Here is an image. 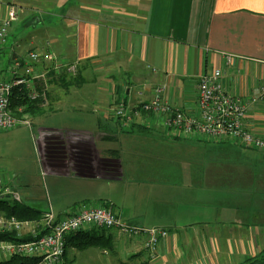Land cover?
I'll return each mask as SVG.
<instances>
[{
  "label": "crops",
  "instance_id": "crops-1",
  "mask_svg": "<svg viewBox=\"0 0 264 264\" xmlns=\"http://www.w3.org/2000/svg\"><path fill=\"white\" fill-rule=\"evenodd\" d=\"M11 7L19 17L0 45V81L11 78L15 59L46 42L44 52L57 61L35 66L47 67L37 84L41 109L24 115L33 172L3 169L22 200L13 203L32 208L25 202L34 196V173L51 202L34 221L94 203L126 225L168 232L152 253L147 235L107 229L99 264H264V149L172 134L212 146V161L184 168L174 185L170 165L134 164L132 150L120 145L121 133L136 135L155 121L144 116L126 130L115 112L149 101L166 84L167 100L194 116L200 78L221 70L230 92L248 103L246 129L264 140V100L256 91L264 85V0H0V23ZM223 54L237 60L228 64ZM71 64H78L76 75ZM40 117L52 123L31 121ZM94 229L67 237L64 264H93L92 255L80 258L86 247L78 245Z\"/></svg>",
  "mask_w": 264,
  "mask_h": 264
},
{
  "label": "built area",
  "instance_id": "built-area-1",
  "mask_svg": "<svg viewBox=\"0 0 264 264\" xmlns=\"http://www.w3.org/2000/svg\"><path fill=\"white\" fill-rule=\"evenodd\" d=\"M19 17L16 7H11L8 17L0 23V45L8 41L10 28ZM49 42L27 57L15 59L11 66V78L0 81V130L27 125L29 122L22 115L17 117L12 109V98L15 93H22L31 102L40 98L37 84L44 79L47 67L41 71L35 69L38 64H57L53 54L44 52ZM226 63L233 64L237 57L223 54ZM68 72L76 75L78 64L68 66ZM156 72V70H153ZM223 72L215 70L213 74H205L200 78L197 96V113L193 116L173 106L166 98L168 86H157L149 101L141 102L127 110L124 104L116 109V115L123 129L129 130L136 119L146 116L161 127L180 138L195 139L203 136L214 142H233L242 147L258 150L264 149V140L254 132L246 129L245 119L248 115V103L233 95L223 81ZM257 94L264 100V85L257 88ZM141 95V93H140ZM18 113L24 108L19 107ZM12 199L22 201L20 196L8 188L0 177V201ZM118 229L127 236L145 234L148 236L147 249L155 253L160 242L168 237V232L160 229H144L132 227L120 221L118 216L107 208L82 209L77 213L57 218L47 212L39 221L19 220L16 217L0 215V232L12 233L14 241H0V255L11 257L38 258L37 264H64L67 237L85 228ZM27 236V237H26Z\"/></svg>",
  "mask_w": 264,
  "mask_h": 264
},
{
  "label": "rangeland",
  "instance_id": "rangeland-1",
  "mask_svg": "<svg viewBox=\"0 0 264 264\" xmlns=\"http://www.w3.org/2000/svg\"><path fill=\"white\" fill-rule=\"evenodd\" d=\"M41 118V117H40ZM50 117L32 118L31 121L35 123H42L44 125L51 124ZM64 125V122L62 123ZM24 130H29L28 126H18L13 129L0 130V177L7 180L9 175L4 172L3 169L9 167L15 170L29 169L33 172L35 162L33 161L34 153L29 146V140L24 135ZM36 131V130H35ZM163 131L161 127H151L148 130H144L136 135L122 134L123 138L120 145L128 148L131 151V157L134 164L141 162L151 163H164L170 165L174 173V185H179L182 182L181 173L184 172V168L191 169L196 167L200 170L202 166L209 164L212 161L211 148L208 143H200L195 145L185 139H175L170 132ZM14 133H19L14 135ZM37 136V134H35ZM118 145V144H117ZM116 145V146H117ZM119 145V146H120ZM195 146L200 150L194 149ZM140 150V154L134 149ZM249 148V147H245ZM194 169V168H193ZM141 172V171H139ZM5 178V179H4ZM10 178V177H9ZM15 184L19 185L23 180V176H17ZM37 181L33 188L34 196L30 202L25 204L34 208V210L43 212L50 205L49 198L43 193V186L45 184L41 181L39 176L33 173L31 180ZM49 186V181L46 186ZM13 200L10 203L13 204ZM82 204H76L70 206L69 211L79 209ZM97 204H88L89 208H95ZM107 229L95 228L90 233H85L82 237L83 241L88 243L85 249L80 253V258H85L86 255H92L93 264H99L98 260L106 258L103 254L107 241L105 240ZM86 250V251H85ZM99 258V259H98ZM7 259V256L0 255V261Z\"/></svg>",
  "mask_w": 264,
  "mask_h": 264
},
{
  "label": "trees",
  "instance_id": "trees-1",
  "mask_svg": "<svg viewBox=\"0 0 264 264\" xmlns=\"http://www.w3.org/2000/svg\"><path fill=\"white\" fill-rule=\"evenodd\" d=\"M12 109L16 116L19 118L22 117L23 114L30 113L31 110L38 107V109H41L38 105V101L31 102L23 95L22 93H15L12 98ZM19 107L24 108L23 113H18L17 109ZM0 215H4L6 217H16L19 220H38L39 214L38 212L28 206L19 204V203H13L11 204L8 200L0 201ZM82 231V230H81ZM82 233V232H80ZM1 240H7V241H14L16 240V237L12 233H2L0 232V241ZM88 243L83 242L79 244V247L87 246ZM39 261L38 258H28V257H11L7 258L3 261H0V264H37Z\"/></svg>",
  "mask_w": 264,
  "mask_h": 264
}]
</instances>
